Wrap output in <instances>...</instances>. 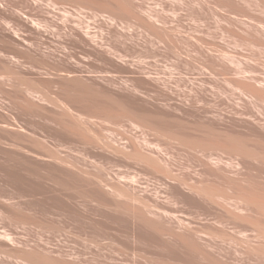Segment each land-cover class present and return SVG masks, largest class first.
<instances>
[{"label": "rangeland", "instance_id": "1", "mask_svg": "<svg viewBox=\"0 0 264 264\" xmlns=\"http://www.w3.org/2000/svg\"><path fill=\"white\" fill-rule=\"evenodd\" d=\"M263 5L0 0V264H264Z\"/></svg>", "mask_w": 264, "mask_h": 264}, {"label": "bare ground", "instance_id": "2", "mask_svg": "<svg viewBox=\"0 0 264 264\" xmlns=\"http://www.w3.org/2000/svg\"><path fill=\"white\" fill-rule=\"evenodd\" d=\"M264 6V5H263ZM252 18V17H251ZM250 20V19H249ZM252 20H253V22L252 23H254L256 20H254L253 18H252ZM259 22V21H258ZM258 22H255V25L254 24H252L253 25V27L254 28H252L254 31H255V29L258 31H255V32H257V34H259V35H261L262 34V36H263V34H264V21L262 22V24H263V26H262V24L260 25V24H258ZM260 23H261V20H260ZM250 25H251V23H250ZM76 34L79 36V37H81V38H84V37H86L85 35H83V34H81L80 33V31H78V32H76ZM87 36H88V34H87ZM90 37V35L88 36V38ZM263 38V37H262ZM264 43H262V45H263ZM264 46V45H263ZM226 57H230V58H232L230 55H226ZM68 108V107H67ZM75 113V112H74ZM78 113V112H77ZM77 116V115H76ZM80 116V115H79ZM78 117V116H77ZM82 118V117H81ZM136 148L137 147H139V146H135ZM135 149V148H134ZM137 150H138V152L141 154V155H143V156H147V157H153V159H155L156 161H157V163L158 162H161V160H160V156L158 155V153L156 152L155 153V151H144V150H142L141 149V147H139V148H137ZM136 151V150H135ZM242 152H244V150H242ZM244 153H246V152H244ZM140 154H138V155H140ZM160 160V161H159ZM221 160H223V159H221V158H216V159H213V158H211V160L209 161V162H207V163H205L206 164V166H207V168L209 169L208 171L210 172L209 174H206L207 176L205 177L204 176V178H203V180H204V182H208V183H211L212 181L214 182V180H216V178L219 176V173L220 172H223V171H218L219 169L218 168H221L223 165H224V163L222 164V161ZM154 161V160H153ZM236 162V161H235ZM235 162H226L225 163V165H224V167L229 171V169H230V171L231 170H233L232 172H234V166H236L235 164H237V162L235 163ZM235 163V164H234ZM164 164H166V166H167V162L166 163H164ZM211 164V165H210ZM221 164H222V166H221ZM239 164H237V166H238ZM244 165H246L247 167L249 166L248 165V163H245ZM166 166H165V168H166ZM168 167V166H167ZM224 167H222L223 168V170H224V172H225V168ZM217 168V169H216ZM222 168H221V170H222ZM233 168V169H232ZM238 167H236V169H237ZM248 168H250V167H248ZM170 170V169H169ZM226 170V172H228ZM218 171V172H217ZM170 172V171H169ZM217 172V173H216ZM225 172V173H226ZM170 173H172V172H170ZM216 174H218V175H216ZM229 174V173H228ZM235 174V173H234ZM217 177H216V176ZM212 176H213V178H212ZM175 177V176H174ZM180 177H178V179L177 178H175V180L177 179V182H178V184H176V185H174V190H176V192H177V194H178V197L179 198H183V199H189V200H192V202H195V203H199V204H202V203H205V202H207V201H209V200H212V199H218V200H222L223 202L224 201H227V200H230V199H232L233 198V196L234 195H232V194H229V193H227V192H225V191H222V190H214L213 188H209L207 185H206V183H205V186H201V185H198V184H195V183H189L185 178L184 179H179ZM206 180V181H205ZM249 188V190H252L253 188L251 187V186H249L248 187ZM173 190V191H174ZM186 192H188V193H190V195H187V193ZM127 193V192H126ZM126 193L124 194V195H126ZM132 192H129V195L131 194ZM121 194H123V192L121 193ZM128 194V193H127ZM128 195V197H130ZM132 195H134V194H132ZM133 197H134V199H133ZM133 197H130V198H132V200H135V198H137V196H133ZM236 199L237 200H241V203H244L246 206H248V207H250L251 209L252 208H254L255 206H257L258 204V206L260 207V205H262V203L263 202H261V203H256L257 201H261V200H258L259 199V197L258 196H256V195H252V194H250V195H237L236 196ZM137 200V199H136ZM138 201V200H137ZM148 207V206H147ZM150 212H151V210H150ZM154 212V211H153ZM152 213V212H151ZM155 213H157V215H159L160 216V214H159V212H155ZM153 214V213H152ZM133 215H135V214H133ZM142 216H143V213L141 214ZM154 215H156V214H154ZM138 216V215H137ZM139 216H140V214H139ZM136 217V216H135ZM161 217H162V215H161ZM134 218V217H133ZM136 219H137V217H136ZM135 219V220H136ZM137 221H138V219H137ZM139 221H141V218L139 219ZM138 221V222H139ZM137 224V223H136ZM141 225V224H140ZM138 227V226H137ZM139 229V228H138ZM260 229V233H259V236L261 237V238H263L264 237V230H263V228H259ZM135 232V231H134ZM139 232H141V230L139 231ZM138 233V232H137ZM139 234H141V233H138V235ZM137 235V234H136ZM138 235H137V238H138ZM145 235V234H144ZM141 236H143L142 234H141ZM146 236H147V234H146ZM150 236V235H149ZM135 237V236H134ZM150 237H152V239H154L153 238V236H150ZM136 238V239H137ZM148 238V237H147ZM147 238L145 239V241L147 240ZM133 239V238H132ZM144 239V238H143ZM151 238H149L148 240H152ZM139 240H140V242L142 241L141 240V238L139 237ZM138 240V241H139ZM155 240V239H154ZM154 240H152V241H154ZM149 242V241H148ZM155 242V241H154ZM258 247H264V243H260V245L258 246ZM257 247V248H258ZM254 249H253V251L255 250V247H253ZM252 250V249H251ZM255 252V251H254ZM214 261H216V260H214ZM218 261V260H217ZM216 263V262H215ZM228 263V262H227ZM234 264V263H233Z\"/></svg>", "mask_w": 264, "mask_h": 264}]
</instances>
